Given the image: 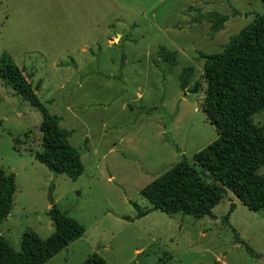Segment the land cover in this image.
Wrapping results in <instances>:
<instances>
[{
    "label": "rangeland",
    "instance_id": "rangeland-1",
    "mask_svg": "<svg viewBox=\"0 0 264 264\" xmlns=\"http://www.w3.org/2000/svg\"><path fill=\"white\" fill-rule=\"evenodd\" d=\"M259 12V0H0V55L71 130L82 164L70 180L34 157L40 114L0 79V169L14 179L0 222L7 243L17 251L25 229L47 237L53 203L84 230L44 264H79L93 252L105 264H264V212L229 191L211 216L148 210L134 218L150 206L144 185L217 136L201 111L200 53L219 51ZM215 13L228 18L211 33ZM160 48L175 52L173 65ZM187 65L197 93L178 86ZM251 118L263 126L264 109Z\"/></svg>",
    "mask_w": 264,
    "mask_h": 264
},
{
    "label": "trees",
    "instance_id": "trees-1",
    "mask_svg": "<svg viewBox=\"0 0 264 264\" xmlns=\"http://www.w3.org/2000/svg\"><path fill=\"white\" fill-rule=\"evenodd\" d=\"M261 12L231 35L221 49L200 53L203 90L201 111L214 127L217 136L190 158L182 156L167 171L140 189L149 208L138 209L134 218L148 210L165 214L180 213L194 218L211 216V209L226 192L251 211L264 212V176L258 169L264 166V125L252 121V115L264 109V0ZM228 18L214 14L211 33L222 28ZM159 58L175 63V52L160 48ZM192 65L183 67L177 75L181 90L197 93L199 83L188 87ZM0 79L21 99L40 114V149L34 157L53 174H64L75 180L82 171L79 153L69 142L71 130L59 126L60 118L50 113L39 100L36 87L24 76L11 57L0 55ZM14 191L13 174L0 169V222L8 214ZM234 204L230 202L226 218ZM51 233L40 238L33 230L20 234L19 250H13L0 235V264H44L51 256L83 233V226L50 203L47 212ZM237 242L252 257H258L235 233ZM79 264H105L95 252Z\"/></svg>",
    "mask_w": 264,
    "mask_h": 264
},
{
    "label": "crops",
    "instance_id": "crops-1",
    "mask_svg": "<svg viewBox=\"0 0 264 264\" xmlns=\"http://www.w3.org/2000/svg\"><path fill=\"white\" fill-rule=\"evenodd\" d=\"M7 215H8V214H7ZM7 215H6V216H7ZM5 241H6V239H5ZM6 243H7V241H6ZM7 244H8V243H7ZM8 245H9V244H8ZM9 246H10V245H9ZM10 247H11V246H10ZM19 247H20V238H19V241H18V246H17L18 249H17V250H19ZM11 248H12V247H11ZM12 249H13V248H12ZM13 250H14V249H13ZM15 251H16V250H15Z\"/></svg>",
    "mask_w": 264,
    "mask_h": 264
}]
</instances>
